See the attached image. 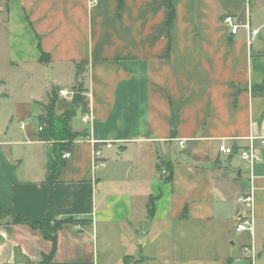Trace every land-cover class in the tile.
<instances>
[{
	"label": "crops",
	"instance_id": "1",
	"mask_svg": "<svg viewBox=\"0 0 264 264\" xmlns=\"http://www.w3.org/2000/svg\"><path fill=\"white\" fill-rule=\"evenodd\" d=\"M171 1L169 35L164 0H0L3 211L43 217L58 157L38 136L39 103L84 67L71 129L86 136L61 152L53 193L60 216L89 224L64 223L48 264H264V97L250 90L264 82V0ZM71 101L58 95L56 112ZM250 137L261 155L252 170L218 150ZM96 146L105 164L94 168ZM248 192L250 206L238 201ZM249 210L253 232H235ZM51 249L39 230L0 218V264H39Z\"/></svg>",
	"mask_w": 264,
	"mask_h": 264
},
{
	"label": "trees",
	"instance_id": "2",
	"mask_svg": "<svg viewBox=\"0 0 264 264\" xmlns=\"http://www.w3.org/2000/svg\"><path fill=\"white\" fill-rule=\"evenodd\" d=\"M164 4L167 9V16L165 19V26L168 34L172 30V23L175 16V9L171 0H164ZM48 57L47 54L42 53L41 59ZM84 64V63H82ZM79 63L76 64V75L74 78V83L71 89L74 90V95L72 97L71 106L62 111L61 113L56 112V102L58 100V88L52 87L47 94V101L44 103H39L41 107V113L38 115V124L42 126L41 130H38V136L42 140H52L54 142V148L56 151V156L58 157V164L56 167L46 174V182L48 185V206L40 220H32L31 218L18 214L13 210L3 211L0 207V218L9 217V221L12 223H22L28 225L32 229H37L40 231L42 236L52 242V249L48 254L42 255V260L39 264H48L55 251L56 238L58 230L64 223H76L81 227H85L89 224L88 219L74 218L71 216L62 217L57 209L54 201L53 184L55 179L58 177L61 167H62V155L61 152L67 150L71 141L78 137H85L86 133L84 131H73L71 129V120L76 114L77 108L81 107L82 110L85 109V99L81 92L85 89L82 88V84L79 83L80 77ZM80 88V89H78ZM253 95H260L264 97V82L258 85L252 86L250 88ZM158 169L161 166H165L167 169V174L165 176L166 180L171 179L170 165L164 161L158 163ZM154 197L149 196L146 203L147 217L152 218L154 215ZM249 263V262H248Z\"/></svg>",
	"mask_w": 264,
	"mask_h": 264
},
{
	"label": "built area",
	"instance_id": "3",
	"mask_svg": "<svg viewBox=\"0 0 264 264\" xmlns=\"http://www.w3.org/2000/svg\"><path fill=\"white\" fill-rule=\"evenodd\" d=\"M222 21L224 22L225 25H227L229 27L230 33H232V34H236L241 27V25L238 22H236L235 18L232 15H225L223 17ZM244 28L248 29L250 35H256L258 33V29H251V27L247 24L244 25ZM58 95L72 99V97L74 95V90L71 88L70 89L69 88H61L58 90ZM24 125H25V123L22 122L21 127L23 128ZM41 128H42V126L38 125V130H41ZM249 140H250V144L248 146L243 147V148H239V149H234L232 146H228L224 142H221L218 146V150H219V152H221L225 155H232V154L237 152L238 155L240 156V158L243 161H245L246 164L248 165V167L250 168V170H252L254 164L261 160V155H260L259 147L256 146L255 144H253V142H252L253 137H250ZM259 144L261 147L264 146V137L260 138ZM180 145H183L182 141H180ZM69 156H70L69 152H64L62 154L63 158H68ZM93 157H94V160H93L94 168L99 167V166H104L105 162L100 157V149L98 146H96L94 148ZM160 173H161V175L167 174V169L165 168V166L160 167ZM238 201L240 203H244V204H247L250 206L251 202H252L251 192H248L247 194L241 195L238 198ZM234 229H235V232H238V233L243 232V231H249L251 233L253 232V230H254V218H253L252 214L250 213V210H249V214L240 217L236 221ZM244 251L249 253L248 255L250 256V259L252 260L253 256H254V250H253L252 246L250 248L245 247Z\"/></svg>",
	"mask_w": 264,
	"mask_h": 264
},
{
	"label": "rangeland",
	"instance_id": "4",
	"mask_svg": "<svg viewBox=\"0 0 264 264\" xmlns=\"http://www.w3.org/2000/svg\"><path fill=\"white\" fill-rule=\"evenodd\" d=\"M84 78H85V75H84V67H81L80 68V77H79V83L82 84V88L85 89V82H84ZM73 86V85H72ZM71 86V87H72ZM70 89V88H69ZM80 89V88H78ZM81 94L84 96V99H86V93L85 91L84 92H81Z\"/></svg>",
	"mask_w": 264,
	"mask_h": 264
}]
</instances>
